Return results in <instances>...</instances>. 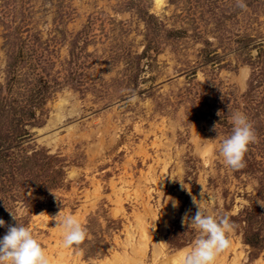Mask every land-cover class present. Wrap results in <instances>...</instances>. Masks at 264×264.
Listing matches in <instances>:
<instances>
[{
    "label": "rangeland",
    "instance_id": "374dc122",
    "mask_svg": "<svg viewBox=\"0 0 264 264\" xmlns=\"http://www.w3.org/2000/svg\"><path fill=\"white\" fill-rule=\"evenodd\" d=\"M156 2L0 0V237L27 227L50 264H170L198 206L234 224L216 264H264V0ZM235 110L256 140L232 170Z\"/></svg>",
    "mask_w": 264,
    "mask_h": 264
},
{
    "label": "clouds",
    "instance_id": "9594fccd",
    "mask_svg": "<svg viewBox=\"0 0 264 264\" xmlns=\"http://www.w3.org/2000/svg\"><path fill=\"white\" fill-rule=\"evenodd\" d=\"M240 6H244L242 2ZM230 119L231 133L219 141L216 150L224 164L235 170L245 166L244 154L248 146L255 142L256 135L244 112L235 110ZM194 201L196 206L201 202L207 204V199L197 203L193 197ZM176 203L172 201L173 207H176ZM185 221L188 227L198 230L199 235L190 248L180 254L179 264H216L217 257L231 244L228 234L233 231L234 224L230 218L211 210L202 212L197 206L194 215L185 213L182 223ZM4 226L5 221L0 219V228ZM56 226L62 232V245L65 248L79 245L85 239L86 230L75 215L63 216ZM0 264H50V259L31 231L16 223L15 226H8L6 234L0 237Z\"/></svg>",
    "mask_w": 264,
    "mask_h": 264
},
{
    "label": "bare ground",
    "instance_id": "6f19581e",
    "mask_svg": "<svg viewBox=\"0 0 264 264\" xmlns=\"http://www.w3.org/2000/svg\"><path fill=\"white\" fill-rule=\"evenodd\" d=\"M157 2H156V4L159 6L160 4H162L161 3V0H156ZM180 257V256H179ZM179 257H178V255H176V256H173L170 260L168 259L167 261L170 263V264H174V263H176L177 261H178V259H179ZM166 261V262H167Z\"/></svg>",
    "mask_w": 264,
    "mask_h": 264
}]
</instances>
